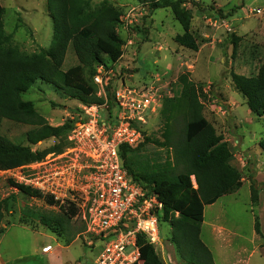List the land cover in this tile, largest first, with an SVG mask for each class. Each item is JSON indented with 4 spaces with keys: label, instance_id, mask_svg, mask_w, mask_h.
Segmentation results:
<instances>
[{
    "label": "rangeland",
    "instance_id": "374dc122",
    "mask_svg": "<svg viewBox=\"0 0 264 264\" xmlns=\"http://www.w3.org/2000/svg\"><path fill=\"white\" fill-rule=\"evenodd\" d=\"M104 1L120 11L117 32L124 41L121 56L115 62L108 61L107 69L105 67L110 89H119L122 84L139 90L145 86L153 89L158 101L153 106L155 112L149 109L150 114L144 112L140 116L142 120L136 119L134 124L145 136L162 141L165 121L160 112L164 99L178 94L182 87L195 84L203 93L201 101L205 118L227 142L232 152L230 163L242 176L243 185L238 192L205 206L202 241L213 252L216 264H223L221 250L211 240L213 228L223 226L230 230L223 237L230 242L222 257L226 264L236 260L238 263V259L248 260L247 264H264V248H258V244H264V235L261 236L260 232L259 237L254 229L257 220L259 229L264 230V154L258 147L264 136V116L257 118L251 114L230 77L231 72L245 76L256 74L264 57V0H186L193 12L190 31L197 41V51L174 42V37L183 31L170 9L148 13V8L136 0H92L91 9H98ZM191 1L195 5H191ZM0 5L4 8L3 29L8 34L13 33L12 43L20 51L33 55L51 45L53 30L46 0H0ZM199 6L203 8L202 12L198 10ZM132 7L136 10L128 16L132 24L127 26L124 16ZM233 7H236L235 11L226 19L215 17L217 9L227 12ZM136 27L147 29V35L137 32ZM231 34L240 39L235 51L230 43ZM75 64L77 60L69 45L62 69ZM22 99L33 101L38 113L52 126L66 121L75 123L82 117L80 105L83 103L57 95L42 83L33 86ZM113 109L119 112L117 108ZM31 128L3 119L0 134L15 143L26 144L25 133ZM55 143L57 140L52 138L33 148L42 150ZM133 160L134 170L146 165L172 164V153L151 142L136 151ZM53 161L54 168L62 170L61 177L54 180V192L58 197L55 200L59 205L72 203L77 208L70 224L73 229L85 226V199L79 188L82 171L77 165L83 161L76 159L72 144L59 155L48 154L41 162L0 172V200L11 195L9 210L2 221L0 264H93L101 249L103 242L94 241L93 246L91 238L84 232L68 242L41 224L38 217L60 211L58 206H50L44 201V195H49L47 192H41L42 198H29L7 184L8 178L16 182L31 180L42 162ZM250 178L261 189L257 205L250 199ZM160 220L158 228L162 245L154 249L162 264H184L177 258L169 241V224L161 217Z\"/></svg>",
    "mask_w": 264,
    "mask_h": 264
},
{
    "label": "trees",
    "instance_id": "16d2710c",
    "mask_svg": "<svg viewBox=\"0 0 264 264\" xmlns=\"http://www.w3.org/2000/svg\"><path fill=\"white\" fill-rule=\"evenodd\" d=\"M136 2L148 8V13L170 9L183 31L181 35L174 37V42L185 49L198 50L197 41L190 31L193 12L186 4L188 1ZM91 4L92 0H46L53 40L47 49L33 55H26L13 45V33L8 34L3 29L1 17L4 8L0 5V128L3 119L32 127L25 133L26 144L15 143L0 134V172L41 162L48 154L59 155L64 149L71 147L67 136L75 123L66 121L52 126L38 113L33 101L22 99L37 83L49 86L57 95L83 104L102 102L96 96L98 88L93 77L99 66L106 67L108 61L115 62L121 56L120 48L124 41L117 32L121 13L108 1H104L96 10L91 9ZM191 5H195V2L191 1ZM235 9L233 7L227 12L217 9L215 17L226 19ZM198 10L202 12L203 8L199 6ZM136 31L147 35V29L136 27ZM229 38L235 51L240 39L233 34ZM69 45L77 64L63 70ZM230 77L251 114L262 118L264 57L256 74L245 76L231 72ZM110 90L108 86L109 107L112 108ZM201 91L197 85L192 84L180 88L178 94L164 99L160 112L161 119L165 121L162 141L151 139L143 133L142 143L134 148L123 145L118 150L122 167L136 182L153 192L162 204L160 217L169 224V241L177 258L184 264H215L211 251L201 239L204 207L214 204L222 196L238 192L243 185L240 172L230 163L232 152L227 142L216 133L214 126L203 114ZM52 138L57 143L42 150L33 148ZM151 142L171 151L172 164H157L152 167L146 165L134 170L133 154ZM258 147L264 154V136L258 142ZM6 180L17 192L29 198H42L39 190L11 178ZM249 180L250 199L252 204L257 205L261 189L253 178ZM10 196L0 200V235L4 231L2 221L9 210ZM43 198L48 205L58 206L60 210L54 215L38 217L51 233L70 242L84 232L85 226L73 229L70 225L77 214V208L72 203L68 206L59 205L50 195H44ZM254 229L259 235L257 220ZM137 243L139 259L134 264H162L154 246L143 236L138 237Z\"/></svg>",
    "mask_w": 264,
    "mask_h": 264
},
{
    "label": "built area",
    "instance_id": "2783aa9c",
    "mask_svg": "<svg viewBox=\"0 0 264 264\" xmlns=\"http://www.w3.org/2000/svg\"><path fill=\"white\" fill-rule=\"evenodd\" d=\"M135 10L132 7L124 16L127 26L132 24L128 16ZM93 81L98 87L96 96L102 102L81 104L82 117L67 136L76 151V159L83 161L77 165L82 171L79 188L85 199L84 234L91 238L93 246L94 241L103 242L93 264H134L139 259V236L152 245L162 243L158 228L162 204L122 167L118 150L123 145L136 147L143 141V133L134 121L142 120L140 116L144 112L150 114L149 109L155 112L154 104L158 101L152 88L144 86L139 90L122 84L119 89L111 90L110 108L109 77L104 66L96 69ZM42 163L33 179L20 183L58 199L54 180L61 177L62 170L54 168V161ZM44 251L48 250L44 248Z\"/></svg>",
    "mask_w": 264,
    "mask_h": 264
},
{
    "label": "crops",
    "instance_id": "0c3cea01",
    "mask_svg": "<svg viewBox=\"0 0 264 264\" xmlns=\"http://www.w3.org/2000/svg\"><path fill=\"white\" fill-rule=\"evenodd\" d=\"M2 172V171H1ZM12 189V188H11ZM16 192H17V190L16 189H14ZM231 195V194H230ZM226 196V195H225ZM223 197V196H222ZM5 198V197H4ZM213 205V204H212ZM205 208V207H204ZM203 221H204V212H203ZM203 223V222H202ZM229 232L230 233V230H228V229H226L225 227H223V226H218L217 228H213V230H212V236H211V240H212V242L213 243H215L217 246H218V248L221 250L220 251V259H221V261H222V263L223 264H226L224 261H223V259H222V257H223V255H224V248H225V246L227 247L228 245H229V241L228 240H224L223 239V237L224 236H226V234H225V232ZM260 232H261V236L262 235H264V230L262 229V230H260ZM259 236V235H258ZM260 237V236H259ZM218 243H219V245H218ZM206 245V244H205ZM207 246V245H206ZM221 246V247H220ZM208 247V246H207ZM261 247H263L264 248V244H258V248H259V250L261 249ZM209 250L211 251V249L209 248ZM211 253H212V256H213V260H214V263L216 264V260H215V257H214V255H213V252L211 251ZM49 254V253H48ZM250 254H251V252H250ZM238 256L239 255H241V253L239 254H237ZM237 259V258H236ZM0 261H1V258H0ZM3 263V262H2ZM52 263H54V261H52ZM235 263H237V260L236 261H234L232 264H235ZM248 263V260H240V259H238V263L237 264H247Z\"/></svg>",
    "mask_w": 264,
    "mask_h": 264
},
{
    "label": "bare ground",
    "instance_id": "6f19581e",
    "mask_svg": "<svg viewBox=\"0 0 264 264\" xmlns=\"http://www.w3.org/2000/svg\"><path fill=\"white\" fill-rule=\"evenodd\" d=\"M142 133H143V131H142ZM143 141H144V134H143ZM142 141V142H143ZM141 142V143H142ZM134 148V147H133ZM152 245V244H151ZM162 245V243L161 242H157V243H155V244H153V246L156 248L157 246H161Z\"/></svg>",
    "mask_w": 264,
    "mask_h": 264
}]
</instances>
